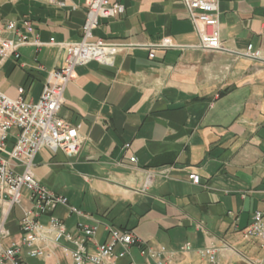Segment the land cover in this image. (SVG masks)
I'll return each instance as SVG.
<instances>
[{
  "label": "crops",
  "instance_id": "1",
  "mask_svg": "<svg viewBox=\"0 0 264 264\" xmlns=\"http://www.w3.org/2000/svg\"><path fill=\"white\" fill-rule=\"evenodd\" d=\"M112 1L124 4L125 13L101 19L92 40L131 47L111 65L77 67L59 116L78 127L81 149L75 156L41 149L37 176L93 215L97 242L107 240L112 225L149 247L165 246L166 264H212L198 250L220 239L233 247L219 253L222 264L264 261V241L242 232L264 211V0H218L228 51L199 47L181 0ZM86 13L83 0H66L64 7L0 0L1 30L7 20L27 19L45 43L21 47L19 60L0 58V90L17 97L23 86L25 97L37 101L49 71L63 64L64 43L82 38ZM250 44L262 59L240 56ZM191 170L199 173L198 184L189 179ZM148 174L153 181L146 186ZM55 214L71 228L77 221L65 206ZM18 221L9 223L16 238ZM187 243L192 249L182 250ZM118 264L153 261L134 246Z\"/></svg>",
  "mask_w": 264,
  "mask_h": 264
},
{
  "label": "built area",
  "instance_id": "2",
  "mask_svg": "<svg viewBox=\"0 0 264 264\" xmlns=\"http://www.w3.org/2000/svg\"><path fill=\"white\" fill-rule=\"evenodd\" d=\"M59 7L66 0H42ZM195 29L200 36L199 47L209 51H228L221 40L218 0H181ZM87 8L83 35L77 42L64 43L65 56L61 67L49 71L47 85L37 101L25 97V87H19V95L11 97L0 90V264H30L27 258L42 264H118L129 255L132 247L140 248L142 255L153 264H166L167 248L149 247L133 231L107 225L108 238L97 242L99 225L93 215L72 205L68 197L59 195L44 185L35 172L37 153L47 147L75 156L82 146L78 127L59 116L65 103L66 87L76 76V69L91 61L111 65L116 55L131 46L103 39L92 40L94 30L101 19L117 17L125 13V5L112 0H83ZM0 29V58H21V47H41L39 32L24 19L21 25L15 20L2 23ZM2 31L12 33L4 36ZM50 43L56 44L54 39ZM160 46H170L162 43ZM249 59H262L263 52L252 44L239 53ZM150 57L155 50L151 49ZM42 68V67H41ZM126 148L130 144L125 145ZM134 162L137 161L132 157ZM189 179L200 182L197 171L189 172ZM153 175L146 177V186L151 185ZM27 192V196L23 191ZM25 199L29 204H24ZM21 205L23 216L18 221L19 237L9 226L13 210ZM65 206L77 218L73 228L55 211ZM246 238L264 241V211L254 213L252 222L243 231ZM189 243L182 250L189 251ZM233 249L231 244L220 239L198 250L199 255L212 264H222L218 255L223 250ZM251 264H264L252 260Z\"/></svg>",
  "mask_w": 264,
  "mask_h": 264
},
{
  "label": "rangeland",
  "instance_id": "3",
  "mask_svg": "<svg viewBox=\"0 0 264 264\" xmlns=\"http://www.w3.org/2000/svg\"><path fill=\"white\" fill-rule=\"evenodd\" d=\"M23 193L26 194V191L24 190ZM22 216H23V210L21 205H16L13 210L11 219L20 220ZM32 263L33 264L36 263L35 260L32 259Z\"/></svg>",
  "mask_w": 264,
  "mask_h": 264
}]
</instances>
